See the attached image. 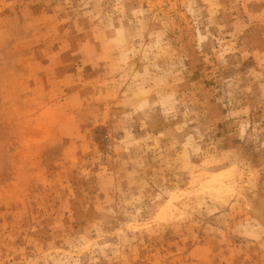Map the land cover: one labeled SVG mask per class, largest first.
Wrapping results in <instances>:
<instances>
[{
	"label": "rangeland",
	"instance_id": "obj_1",
	"mask_svg": "<svg viewBox=\"0 0 264 264\" xmlns=\"http://www.w3.org/2000/svg\"><path fill=\"white\" fill-rule=\"evenodd\" d=\"M0 264H264V0H0Z\"/></svg>",
	"mask_w": 264,
	"mask_h": 264
}]
</instances>
